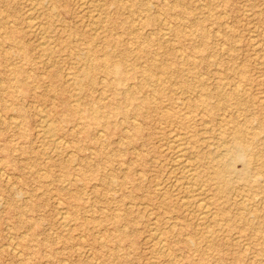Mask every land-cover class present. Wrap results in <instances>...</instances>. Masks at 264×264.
Masks as SVG:
<instances>
[{"label":"rangeland","instance_id":"obj_1","mask_svg":"<svg viewBox=\"0 0 264 264\" xmlns=\"http://www.w3.org/2000/svg\"><path fill=\"white\" fill-rule=\"evenodd\" d=\"M45 1L44 8L54 11L47 30V56L38 51L37 37L24 17L32 0H0V87L18 80L23 85L0 92L1 103L9 107L0 106V264H264V232L259 240L251 230L237 226L231 231L213 230L212 224L200 225L194 219L193 205L181 204L183 194L170 187L166 146L170 123L166 116L174 110V101L189 97L180 93L182 81L191 88L201 81L209 90L219 85L229 88L238 85L239 78L227 68H245L249 81L242 87L249 93L245 98L250 111L264 108L258 103L264 96V63L255 65L251 47V38L264 47V0H122L125 10L119 16L112 14L106 36L85 31L80 0ZM145 1L147 12L141 5ZM129 10L135 14L134 25L141 17L144 23L150 17L141 34L154 43L134 69L125 64L128 75L120 91L114 93V77L101 73V66L94 75V88L83 79L82 87L71 85L67 74L79 75L85 62L79 58L91 56L90 38L96 42L97 55L110 37L120 39L124 48H135L131 36L123 32ZM176 27L188 37L177 39L171 33ZM8 31L11 40L3 39ZM202 32L208 34L205 46ZM196 50L203 59H196V66L186 67L183 75L175 73L181 55ZM150 59L168 63V74L159 73L154 82L136 88ZM132 85L130 93L136 100L125 102L121 91ZM144 98H149V106L135 112L134 105ZM68 105H75L82 118L72 114ZM92 109L103 116L105 128L95 127L87 117ZM40 112L50 119L63 145L41 131ZM198 112L190 114L197 119L198 139L214 142L219 132L215 119L220 117ZM248 114H236L234 120L242 122ZM263 114L259 113L256 131L258 148L264 149ZM206 178L202 181L208 184ZM208 197L216 201L213 195ZM231 201H225L229 207ZM208 230H213L215 246L198 252L209 243L202 239L210 236Z\"/></svg>","mask_w":264,"mask_h":264},{"label":"bare ground","instance_id":"obj_2","mask_svg":"<svg viewBox=\"0 0 264 264\" xmlns=\"http://www.w3.org/2000/svg\"><path fill=\"white\" fill-rule=\"evenodd\" d=\"M45 3V0H32L31 6L24 16L27 21L28 29H30L37 37V48L43 56L50 54V39L47 30L48 25H50L51 22L53 23L54 17L53 8H44ZM141 5L146 12L150 9L147 1L143 2ZM78 9L84 16L82 26L85 28V31L94 36H106L107 33L109 34L110 27H108L107 22L113 20L112 14L119 16L123 14L122 12L125 10L122 6V0H80L78 3ZM132 11L133 10H129L127 12L129 19V21H127L128 26H123L125 22L118 24V26H123V32L131 36V41L133 42V45H135V48L129 46L124 48L122 47L123 44L120 39L110 37L104 41L103 48L100 52L101 55H97L95 52L96 42L93 38H90L88 40V46L90 47L89 52L91 56H87L88 58H79L81 61H85L79 70V75L75 76L67 74V80L71 85L82 87L83 79L85 85L94 88L96 86L94 75L98 71L99 66H101L103 68L101 73L105 76L114 77V93L120 91L119 88L123 86V82L126 81L125 78L128 75L125 64L130 65L134 69L136 63L143 58L142 54H145L148 47L154 43L152 39L147 40V37L141 34V30H143L147 26V23L151 21V19H149L150 17H147L148 21L145 23L142 21L141 17L139 23L134 25L132 21H134L133 16L135 14ZM176 28L171 29V33H173L177 39H186L188 37L186 31ZM9 31L3 35V39L11 40L12 32ZM200 36L203 45H207L208 43L206 42V39L208 34L202 32ZM251 39V47L256 52L254 63L256 66H262L264 63V47L259 40ZM157 43L163 45L160 42ZM1 48L2 44L0 43V49ZM113 49L117 50V52ZM234 49V47L232 50L228 49V52H230L228 58H232ZM197 51L198 50L194 51L191 55H181L182 60H180L181 62L179 66H176L173 71L178 75H183L186 71V67H189V65L196 66V59H203V54ZM224 52L227 54V51ZM5 55H3V57ZM128 56L132 58V61H130ZM176 56L173 54V57L176 58ZM167 64L168 63L166 62H158L157 60L150 59L148 66L142 71V79L139 85L127 86L126 88H123L125 90L121 91L125 94L123 97L125 102H131L134 99L136 100L134 94L130 93L134 86L141 89L146 87L148 83L154 82L157 74L160 73L163 76L167 75L169 69ZM211 64L217 65V62L212 61ZM228 70L231 72L233 71L234 74L237 75L239 78L238 85L234 84L229 88L219 85L216 86L215 89L209 90L205 88L202 81L198 82V85L192 88L187 86L188 84L186 81H182L181 83L184 86L183 89L180 90L181 95L189 94V97L186 98V101H184L183 98H178L177 101H174V110H172L171 113L169 112L166 116L167 121H170L168 126L169 130L166 132V146L170 155L168 168L169 174L172 175L173 179L170 187L183 194V199L180 198L183 206L193 205L194 211L192 214H194V219L200 225L212 224L213 230H220L221 228L222 230L227 231H231L237 226L241 231L251 230L257 239L260 240L262 238L258 237V235H261L264 232V207L262 206V203H264V149L258 148L261 142L260 134L256 129H258L257 126L260 123L259 113H264V108H260L259 112L256 111L255 113L250 111L251 105L248 101L249 98H245L248 97L249 93L242 87L247 81H249L245 73V68L242 69L238 66H231L227 68V71ZM261 84L264 83L262 82ZM22 86L20 80L14 81L4 87L1 86L0 92L3 91L2 93H4L6 91L9 92L10 90L15 91ZM104 87H106V85H104ZM153 92L156 93L157 90L153 89ZM179 99L182 101L181 103L180 101L178 102ZM1 100V108L3 110L8 109L9 107L1 103ZM258 103L264 105V96L258 99ZM149 104V98H144L141 102L134 105L133 110L136 112L144 109L148 107ZM68 107L72 114H76L80 116L79 118H82L81 116H83V114L76 112L75 105H68ZM198 111L202 112L204 115L213 113L212 115H214V117H220L215 119L217 120L216 124L219 127V132L216 134L214 142L209 141L207 143L206 141L208 140L202 139L201 137L198 139L197 119H195V116L190 115L192 112L197 113ZM242 112H249L248 117L245 116L242 122H236L234 116ZM124 115L126 116L127 112H125ZM38 116L39 120L37 123L39 122L41 131L48 135V137L51 138V141L56 143V145H61L62 143L58 140L59 137L54 134V127H52V123L47 115L40 112ZM87 117L93 122L95 127L105 128L107 125L106 121L101 120L104 119L101 118L103 116H100L93 109ZM0 120L2 121V118ZM202 146L205 147L208 152H204L201 149L203 148ZM65 159L67 160V158ZM237 164H240V170H237ZM204 176L212 182L207 181L208 184L204 183L202 181ZM166 185L168 184H165V186ZM159 187L160 186H158V188ZM162 191L163 188L158 189V193H161ZM209 194H211V196L213 195V197L216 198V201H213L212 197H208ZM188 198H191V200H188ZM218 199H225L224 204L218 203ZM229 199L233 200L231 201L232 208L227 205L230 203L225 202ZM261 199L263 200L262 203L260 201ZM57 205L60 206L59 204ZM60 219L62 223L66 222V217L63 213L61 214ZM213 230H208L206 232L211 233L209 234L210 236L202 239H205L209 243L203 250L198 248V252L208 250V248H213L215 246V244L211 242V240H213ZM156 238L160 239L158 236H156ZM151 240L153 241V239ZM191 243L192 241L186 240V244L189 245ZM161 249L163 251L165 246H161L160 250ZM12 251L13 250H11V252ZM260 252L261 251L259 250V253ZM257 259L258 258H256V262ZM152 264H154V262Z\"/></svg>","mask_w":264,"mask_h":264}]
</instances>
